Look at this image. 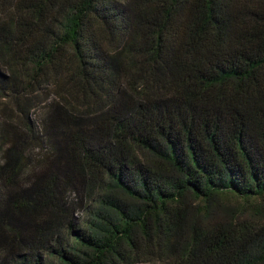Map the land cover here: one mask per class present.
<instances>
[{
    "label": "trees",
    "instance_id": "16d2710c",
    "mask_svg": "<svg viewBox=\"0 0 264 264\" xmlns=\"http://www.w3.org/2000/svg\"><path fill=\"white\" fill-rule=\"evenodd\" d=\"M0 264H264V0H0Z\"/></svg>",
    "mask_w": 264,
    "mask_h": 264
},
{
    "label": "rangeland",
    "instance_id": "374dc122",
    "mask_svg": "<svg viewBox=\"0 0 264 264\" xmlns=\"http://www.w3.org/2000/svg\"><path fill=\"white\" fill-rule=\"evenodd\" d=\"M43 108H44V105H42V103L39 105H36V108L34 111V119L38 120L41 118Z\"/></svg>",
    "mask_w": 264,
    "mask_h": 264
}]
</instances>
